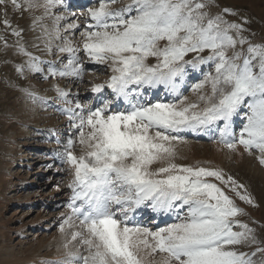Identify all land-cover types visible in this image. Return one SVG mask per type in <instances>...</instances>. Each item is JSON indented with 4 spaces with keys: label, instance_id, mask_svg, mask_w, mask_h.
<instances>
[{
    "label": "snow or ice",
    "instance_id": "obj_1",
    "mask_svg": "<svg viewBox=\"0 0 264 264\" xmlns=\"http://www.w3.org/2000/svg\"><path fill=\"white\" fill-rule=\"evenodd\" d=\"M116 2L99 0L98 7L88 8L92 23L81 32L79 46L60 35L63 16L54 18V36L43 29L45 50L51 54L53 40H62L57 50L67 53L66 62L42 60L17 42L20 54L28 58L17 66L20 74L82 79L81 51L111 71L104 83L92 85L91 92L98 95L91 102L53 86L62 114L79 133L81 152H74L76 141L69 136L63 152L57 153L72 175L69 212L60 225L70 239L60 258L40 264H264V257L253 260L264 253L254 229L236 219L242 209L212 180L251 205V197L238 191L243 185L222 170L175 162V145L183 142L179 133L191 131L215 138L229 151L238 145L245 152L255 149L264 165V44L251 43L241 24L209 16L201 0H130L113 8ZM7 4L0 0V5ZM64 4L11 0L14 10L43 9L34 26ZM4 23L10 27L8 20ZM79 27L69 23L66 30ZM12 34L19 37L21 30L12 29ZM245 44L246 49H237ZM204 52L208 54L200 55ZM189 53L197 55L186 59ZM149 58L156 62L149 64ZM205 65L212 70L192 87L198 97L190 102L181 91L188 69L202 71ZM206 87L207 93L202 91ZM161 88L172 99H147ZM23 91L33 103H47L45 97ZM141 208L175 213L176 222L153 230L135 220ZM242 245L257 247L249 253L239 250Z\"/></svg>",
    "mask_w": 264,
    "mask_h": 264
},
{
    "label": "rangeland",
    "instance_id": "obj_2",
    "mask_svg": "<svg viewBox=\"0 0 264 264\" xmlns=\"http://www.w3.org/2000/svg\"><path fill=\"white\" fill-rule=\"evenodd\" d=\"M35 2L42 4L43 0H35ZM201 2L206 5L203 11L209 16L221 15L229 23L241 24L246 29L242 35L247 37L251 43L264 44V0H201ZM18 3L23 4L24 0H18ZM128 3L130 0H117L112 7L121 8ZM63 6L52 9L53 15L44 17L38 25L34 26L33 19L43 15L42 8L14 10L11 0H8L6 7L0 5V121H3V118L8 119L6 121L8 124H0V131L5 133L0 140V264H40L42 260L58 259L64 253V243L70 239L68 230L64 235L60 231L63 217L57 219L56 222L52 217V214L64 215L69 210H65L66 205L52 210L53 202L51 201L57 193L61 195L60 189L64 190L66 197L71 192L68 188L72 179L71 172L67 171L66 164H61V162L58 164L60 159L57 153L63 152L59 151L71 136L76 141L73 150L79 155L81 152L78 142L79 134H69L72 129L67 116L60 110L63 105L56 99L54 83L49 81V78L44 80L39 74L27 71L23 74L17 72V66L23 65L28 59L18 51L17 42L42 60L59 61L63 59L66 62L67 53L61 54L57 50V45L62 44V40H53L51 54L44 48L47 37L42 34L43 29L47 28L53 36L55 35L53 27L56 15L65 17L60 22V35L69 39L74 46L81 45V32L85 30L87 23H92L87 17V10L90 7H98L99 0L87 4L86 7L81 8V13L77 14L75 6L68 10H64ZM226 8L229 9L228 13L224 12ZM5 20L10 22V27H6ZM69 23H79L80 27L76 30H66ZM12 29L21 30V36L13 35ZM231 34L235 35L234 32ZM163 44L164 42H161V46ZM241 48L246 49L247 44L237 45L238 50ZM207 54V52L200 53L203 56ZM230 54L231 51H229ZM78 55L85 66L82 79L59 78V85L73 94H78L82 101L90 102L92 85L104 83L111 75V71L107 65H93L82 51ZM196 55V53H189L186 59H192ZM147 62L153 64L156 61L154 58H149ZM57 65L59 66V62ZM211 70L208 65L202 66L199 77L195 79L193 77L195 71L188 69L187 83L189 86L183 95L187 96L190 102L197 100L198 97V93H194L192 87L204 80L203 72ZM25 88L45 97L47 103L32 104L33 101L23 91ZM209 90L206 87L202 91L207 93ZM167 100L170 99L165 101ZM26 101H29L32 106L27 107L24 103ZM32 107L34 110H31ZM201 107H203L202 104ZM30 116H34L35 119ZM40 122L45 127L48 137L45 141L36 143L37 146H41L40 156L36 163L33 166L24 167L23 157L33 156L26 153L41 134L39 128L42 124ZM240 126L241 122L237 119L234 127L238 131ZM188 132L179 135L183 138V142L175 145L177 149L175 162L183 165L199 163L207 168L222 170L225 177L230 175L237 181V184L243 185L238 191L251 197L253 201L251 205L241 201L229 188L212 180L225 191L237 207L242 209L244 214L237 216L236 219L253 228L259 246L264 247V165H261L257 158L260 153L255 149L245 152L239 145L234 152L229 151L217 141L210 138H195ZM52 149H54L53 153ZM159 166V164H154L152 167ZM40 168H42L41 174L33 173ZM62 168L65 170L59 171ZM52 169H56L55 175ZM41 178L44 183L40 182L41 185L38 186L35 194H42L44 196V198L40 196L42 199L33 194ZM22 183L25 185L23 190L19 187ZM44 199L49 200L50 207L41 210L40 205H35L34 201L37 200L47 206L46 202L42 203ZM56 199L63 198L60 196ZM29 200L32 201L31 206L28 203ZM25 203H28V206H24ZM234 230L239 231L240 229L234 228ZM256 247L257 245H242L239 250L251 253ZM261 257H264V253H257L253 260L259 261ZM155 259L159 260L160 255L157 254Z\"/></svg>",
    "mask_w": 264,
    "mask_h": 264
},
{
    "label": "bare ground",
    "instance_id": "obj_3",
    "mask_svg": "<svg viewBox=\"0 0 264 264\" xmlns=\"http://www.w3.org/2000/svg\"><path fill=\"white\" fill-rule=\"evenodd\" d=\"M75 0H71V2H74ZM78 1H84V3H86V2H91V1H95V0H78ZM78 13V12H77ZM227 15V14H226ZM184 85V84H183ZM164 95H165V97H171V96H169L167 93H165L164 92ZM154 97V94H152V98ZM7 121H8V119H7ZM11 133V132H10ZM5 138V137H4ZM14 139V138H13ZM12 139V140H13ZM5 145V144H4ZM50 158V157H49ZM53 158V157H52ZM35 173H41V170H38L37 169V171L35 172ZM35 196L36 197H40L41 196V194H39V193H37V194H35ZM41 198V197H40ZM42 198H44L43 196H42ZM41 198V199H42ZM35 199H37V198H35ZM33 201V200H32ZM40 201V200H39ZM42 201V200H41ZM150 212H151V216H153V217H148L147 219H149V221H148V223L149 224H153V227H155L156 226V224H159V223H161V222H163V221H165V220H168V219H170V218H172V219H175V213H172V214H163V213H160V214H157V213H154V212H152L151 210H150ZM137 214H135V218L136 219H139V218H141V217H143L144 216V214H142V212H141V210H138L137 212H136ZM154 215H156V216H154ZM146 218V217H145ZM62 248V247H61ZM59 249V248H58ZM58 254V253H57ZM60 258V257H59Z\"/></svg>",
    "mask_w": 264,
    "mask_h": 264
}]
</instances>
